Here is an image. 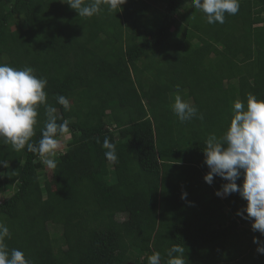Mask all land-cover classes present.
Returning <instances> with one entry per match:
<instances>
[{"label": "trees", "instance_id": "1", "mask_svg": "<svg viewBox=\"0 0 264 264\" xmlns=\"http://www.w3.org/2000/svg\"><path fill=\"white\" fill-rule=\"evenodd\" d=\"M67 3L0 0V64L47 78V103L71 133L55 169L0 140L9 252L22 250L31 264H147L160 252L166 264L167 250L181 245L186 264H264L253 242L264 235L237 214L247 202L216 195L226 181L205 182L203 153L235 100L264 99V0H239L223 24L207 23L191 0H126L113 11L102 0L91 18ZM177 85L203 121L173 114ZM38 111L33 143L46 119Z\"/></svg>", "mask_w": 264, "mask_h": 264}, {"label": "clouds", "instance_id": "2", "mask_svg": "<svg viewBox=\"0 0 264 264\" xmlns=\"http://www.w3.org/2000/svg\"><path fill=\"white\" fill-rule=\"evenodd\" d=\"M102 0H68V5L81 18H91L102 11ZM108 10L121 7L126 0H104ZM194 9L204 13L209 24L225 22V16L239 12V0H191ZM48 80L38 77L30 66L14 68L8 64H0V140L10 144L15 151L27 147V151L38 153L48 169H55L57 162L52 159L61 150L62 138L70 135L69 120L58 123L57 108L47 103L45 89ZM176 86L171 111L180 123L193 119L204 120L203 113L180 94ZM59 105L70 110V101L63 95L56 97ZM45 109V121L40 129L41 138L37 143L31 142L38 125L39 106ZM99 142V141H98ZM203 150L204 163L209 169L204 180L209 185L214 177H220L224 183L216 192L224 198L238 193L245 200L244 207L237 214L251 222L254 232L264 235V99L248 93L246 102L235 100L231 106V118L222 136L209 134ZM103 148L109 162L117 160L115 145L105 138ZM7 167V161H0ZM242 180L238 184L237 181ZM187 193L182 195L186 199ZM246 214V215H245ZM10 229L0 223V264H31L20 249H7L6 238H10ZM257 251L264 254V241L254 238ZM166 264H186L185 248L173 245L167 250ZM147 264H161L160 252H153L147 257Z\"/></svg>", "mask_w": 264, "mask_h": 264}, {"label": "rangeland", "instance_id": "3", "mask_svg": "<svg viewBox=\"0 0 264 264\" xmlns=\"http://www.w3.org/2000/svg\"><path fill=\"white\" fill-rule=\"evenodd\" d=\"M70 139H71V135H68V136L62 138V145H63L62 149L65 148V147H67L68 141H69ZM62 149H61V150H62ZM61 150L57 151L56 154H55V156H52L51 158L54 159V158L59 154V152H60ZM120 219H121V220H125V219H126V216H125V215H122V216H120ZM59 230H60V229H59L58 227L50 226V231H51V233H58Z\"/></svg>", "mask_w": 264, "mask_h": 264}, {"label": "crops", "instance_id": "4", "mask_svg": "<svg viewBox=\"0 0 264 264\" xmlns=\"http://www.w3.org/2000/svg\"><path fill=\"white\" fill-rule=\"evenodd\" d=\"M111 169H113L112 167H111ZM225 198V197H224ZM224 198H222V199H224Z\"/></svg>", "mask_w": 264, "mask_h": 264}]
</instances>
